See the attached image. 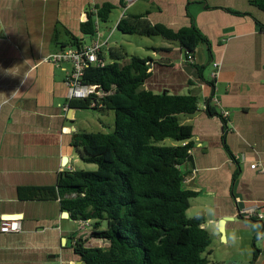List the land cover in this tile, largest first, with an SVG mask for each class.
<instances>
[{
	"label": "crops",
	"instance_id": "0c3cea01",
	"mask_svg": "<svg viewBox=\"0 0 264 264\" xmlns=\"http://www.w3.org/2000/svg\"><path fill=\"white\" fill-rule=\"evenodd\" d=\"M251 1L128 0L121 8L119 0H0V222L17 216L22 225L19 232H0V264H85L76 242L107 246L90 238L91 223L64 217L60 200L21 195L22 189L56 188L65 173L83 168L73 140L89 132L77 119L79 110H65L72 66L48 58L96 40L107 51L110 37L102 41L101 22L93 39L82 33L88 15L106 2L120 11L113 31L124 17L145 16L173 31L194 25L207 39L209 46L200 44L191 63L177 44L145 47L140 58L150 60L151 76L143 88L199 98V111L182 118L193 128L195 166L185 167L184 185L198 194L188 212L204 215L203 228L214 235L212 254L220 251L228 264H252L257 249L254 264H264V240L248 226L264 220L244 214L264 211V10ZM213 64L218 74L212 83ZM208 102L217 113H230L226 134L222 120L207 114ZM224 219V234L217 235Z\"/></svg>",
	"mask_w": 264,
	"mask_h": 264
},
{
	"label": "trees",
	"instance_id": "16d2710c",
	"mask_svg": "<svg viewBox=\"0 0 264 264\" xmlns=\"http://www.w3.org/2000/svg\"><path fill=\"white\" fill-rule=\"evenodd\" d=\"M127 2L119 0V6L125 8ZM251 4L264 10V0ZM116 9L109 2L96 6L82 25L83 35L93 39L96 22L108 23ZM117 30L177 44L187 62L200 44L209 46L194 25L173 31L151 24L145 16L124 17ZM107 56L111 63L89 67L83 79L87 85L99 86L103 97L69 104L71 109L114 113L112 133H82L73 140L82 161L97 169L67 172L56 188L22 189L21 195L28 193V200H60L62 210L74 221L91 223L90 238L107 246L85 247L83 240L76 242L75 254L85 264H215L208 258L213 239L203 228L204 215L187 218L191 200L198 194L184 185L185 166L194 145L193 128L182 118L199 111V98L146 90L143 87L151 76L149 59L128 56L121 47L103 51L100 58ZM206 112L222 120L226 134L227 120L210 102ZM168 139L176 145H162ZM231 159L238 162L232 155Z\"/></svg>",
	"mask_w": 264,
	"mask_h": 264
},
{
	"label": "built area",
	"instance_id": "2783aa9c",
	"mask_svg": "<svg viewBox=\"0 0 264 264\" xmlns=\"http://www.w3.org/2000/svg\"><path fill=\"white\" fill-rule=\"evenodd\" d=\"M103 46L98 40L93 41L88 45L70 46L63 48L62 50L50 55L48 62L54 65L63 63H69L72 68L66 78V86L68 88L67 105L65 110L68 109L70 102L75 100H87L94 96L97 98L103 97V92L99 86L87 85L83 82L85 72L89 67H105L107 65L104 59L100 58L103 52ZM193 58H189L188 62H192ZM215 71L212 72V82L217 77L218 64H213ZM214 99V98H213ZM216 104L218 101L215 100ZM224 119L227 120L230 116L228 111L222 113ZM257 166L254 164L251 166L255 169ZM244 214L248 219L257 215L260 219V215L256 212L255 208L247 209ZM22 225L19 219H3L0 222V232L2 233H14L21 231Z\"/></svg>",
	"mask_w": 264,
	"mask_h": 264
},
{
	"label": "rangeland",
	"instance_id": "374dc122",
	"mask_svg": "<svg viewBox=\"0 0 264 264\" xmlns=\"http://www.w3.org/2000/svg\"><path fill=\"white\" fill-rule=\"evenodd\" d=\"M119 14H120V11L114 12L112 14L111 20L108 23L99 24V30H100L99 35H102L104 37L102 41L110 37L107 50L108 48L115 49L116 47L122 45V47L123 46L125 47L124 49L126 50L127 53L133 56L138 55L139 57L144 58L145 52L148 51L146 50L145 47H150L151 45L153 46V45H156L157 43H162V42L166 43V41H164L160 37L148 38V37H141L137 35H123L118 30L113 31L114 21L117 19ZM106 59L110 61L108 56L106 57ZM210 70L211 68L210 66H208L204 72V76L206 79H208L209 77ZM202 105H203V100L201 99V106ZM77 119H80L79 122L82 124L83 127L86 128V131H88L89 133L90 132L92 133H99V132L112 133L114 131V113L113 112L92 110V109L79 110ZM102 124H104L105 126L102 127L101 126ZM174 144H175L174 141L168 139L162 145L170 147ZM82 166L83 168H81V170H84V171H95L97 169L96 165L87 164L84 162L82 163ZM194 217H195V212L193 210H190L189 212H187L188 219H193ZM103 244L104 243H102V245ZM212 249L213 247L211 246L210 250ZM208 258L212 263H215V264H228V262L225 261V259L221 256V252L218 250H215L213 254L211 253V255H209Z\"/></svg>",
	"mask_w": 264,
	"mask_h": 264
},
{
	"label": "water",
	"instance_id": "95a60500",
	"mask_svg": "<svg viewBox=\"0 0 264 264\" xmlns=\"http://www.w3.org/2000/svg\"><path fill=\"white\" fill-rule=\"evenodd\" d=\"M71 110H74V109H71ZM77 155H78V153H77ZM188 163L191 164L193 168L195 167V166H194V161H193V156H190V157H189V159H188ZM185 167H186V166H185ZM186 169H187V168H186ZM69 215H70V214L67 213V212H64V213H63V216L66 217V218H69ZM206 216H207L208 220H209L210 222H212L213 218H212V216H211V214H210L209 212H206ZM6 219H18V217H17V216H7ZM227 222H229V220H227V219H224L223 221L220 222V224H219V226H218V232L216 233L217 235H222V236H223V234H224V225H225V223H227ZM210 236H211V238L214 237V235H212V234H211Z\"/></svg>",
	"mask_w": 264,
	"mask_h": 264
},
{
	"label": "clouds",
	"instance_id": "9594fccd",
	"mask_svg": "<svg viewBox=\"0 0 264 264\" xmlns=\"http://www.w3.org/2000/svg\"><path fill=\"white\" fill-rule=\"evenodd\" d=\"M260 219L264 220V211L260 212ZM249 228L255 233L257 240H264V224L249 223Z\"/></svg>",
	"mask_w": 264,
	"mask_h": 264
}]
</instances>
